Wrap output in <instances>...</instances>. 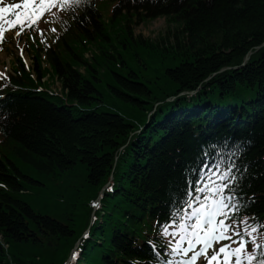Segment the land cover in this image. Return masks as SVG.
<instances>
[{
  "label": "trees",
  "instance_id": "trees-1",
  "mask_svg": "<svg viewBox=\"0 0 264 264\" xmlns=\"http://www.w3.org/2000/svg\"><path fill=\"white\" fill-rule=\"evenodd\" d=\"M96 1L82 22L70 13L63 54L46 53L66 101L0 102V264H65L78 240L75 264H149L185 169L225 140L245 145L248 212L264 222V0H112L108 23ZM157 18L172 28L144 78L151 47L133 28ZM34 73L10 82L38 88Z\"/></svg>",
  "mask_w": 264,
  "mask_h": 264
},
{
  "label": "snow or ice",
  "instance_id": "snow-or-ice-1",
  "mask_svg": "<svg viewBox=\"0 0 264 264\" xmlns=\"http://www.w3.org/2000/svg\"><path fill=\"white\" fill-rule=\"evenodd\" d=\"M80 7L87 11L91 4L0 0V42L10 31L36 28L53 9L82 22L76 16ZM244 146L242 141L215 143L185 169V183L174 192L164 217L155 222L157 235L145 242L149 264H264V222L249 214L252 202L244 190L248 172L242 160ZM77 256L74 251L72 258Z\"/></svg>",
  "mask_w": 264,
  "mask_h": 264
},
{
  "label": "rangeland",
  "instance_id": "rangeland-1",
  "mask_svg": "<svg viewBox=\"0 0 264 264\" xmlns=\"http://www.w3.org/2000/svg\"><path fill=\"white\" fill-rule=\"evenodd\" d=\"M114 5L115 2L110 0H99L96 3V8L102 15L103 22L107 23L109 21ZM65 22L69 23L67 12H61L59 9H53L51 13H49L39 22L36 28H33L31 30L26 29L22 38L26 42V49L29 52L30 56L37 54L38 50H44L50 46H53L57 42L59 36L63 33ZM53 27L56 29L55 32L51 30ZM169 27L172 28V26H169L166 19L157 18L154 20L145 21L144 23L133 28L134 37L140 36L143 43H147L148 45L150 44L151 47V51L148 50V53H146L145 56L141 58L143 59V61L140 62L143 64V66H141L140 63L137 65L139 73H141L144 78H146V76L150 77L152 75V72L155 71V60L157 58H160L158 56L154 57L155 53L158 52L156 48V40L163 36L166 30L169 29ZM40 29H43V36L39 34ZM10 37L12 38V34L8 36V39ZM33 37L35 38L33 39ZM119 41L122 43V38H120ZM22 44L23 40H21L20 42L21 47ZM15 45L16 41H14V43L10 42V44H8V48L13 53H15L16 51ZM124 45L126 46L127 44ZM61 46H63L62 43ZM8 53H10L9 50H5V54L4 52L0 54V70L6 74L10 71L9 66L7 64V61L10 59ZM94 53L95 51H92L91 54L95 56ZM91 61L92 59H90V62ZM144 66L146 67L145 69ZM117 71H121L122 74H125V72L122 71L120 68ZM47 73L49 75H45L41 84H43V86L48 90L58 95H61L59 82H57V80L55 79V77L52 76L51 73ZM51 100L55 101L56 103H59L58 98H53Z\"/></svg>",
  "mask_w": 264,
  "mask_h": 264
}]
</instances>
